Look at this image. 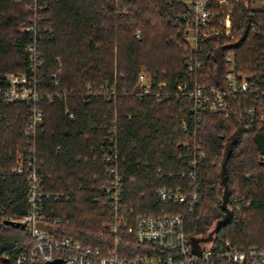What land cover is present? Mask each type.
<instances>
[{"label": "trees", "instance_id": "trees-1", "mask_svg": "<svg viewBox=\"0 0 264 264\" xmlns=\"http://www.w3.org/2000/svg\"><path fill=\"white\" fill-rule=\"evenodd\" d=\"M45 1L38 25L41 90L66 91L67 96L43 101L44 123L34 143L24 134L28 105L0 101V264H17L33 243L26 227L5 223L29 210L28 173L15 174L13 168L31 155L38 160L44 188L70 196L45 201L49 222L40 225L58 238L71 236L85 245L101 247L109 241L101 236V224L110 216L101 189L107 178L105 156L113 145L131 218L183 214L187 233L204 239L224 211L221 170L232 144L227 164L232 217L214 235L216 241L228 238L240 246L264 248V130H245L236 109L229 117L203 113L198 120L187 96L139 95L140 72L156 83L165 81L169 89L185 75L181 16L186 6L179 0ZM233 1V37L205 42L198 54L213 84L223 82L228 51L235 53L239 69L262 75L264 8L253 7L251 0ZM28 19L25 3L0 0V75L28 71L26 47L33 42L24 29ZM58 60L63 70L56 88L50 73ZM107 84H116V99L88 93V85ZM194 153L204 154L197 170L198 203L190 210L187 201H160L159 189L188 187L183 171ZM55 218L61 222L54 224ZM131 242L122 243L120 253L143 255V248Z\"/></svg>", "mask_w": 264, "mask_h": 264}, {"label": "built area", "instance_id": "built-area-1", "mask_svg": "<svg viewBox=\"0 0 264 264\" xmlns=\"http://www.w3.org/2000/svg\"><path fill=\"white\" fill-rule=\"evenodd\" d=\"M187 8L181 16L184 21L182 39L186 43L184 50L185 75L178 80L173 89L168 83L155 82L146 72L138 76L139 95H152L156 99L163 96L180 98L187 96L192 101L191 111L198 114H223L227 117L234 110L245 130H264V61L259 62L262 75L244 72L238 68L233 51L224 54L227 69L223 82L213 84L207 80V64L198 58L204 51L203 44L208 41L233 37L232 15L233 0H179ZM252 6L264 8V0H251ZM25 3L29 19L24 25L33 42L27 45L29 56L27 72H6L0 75V101L6 103H26L29 115L24 134L30 142H35L40 127L44 123V100L53 101L66 98V91H42L41 70L44 60L38 48V25L43 22L45 0H19ZM255 28V24H251ZM47 28L44 27V30ZM62 63L58 60L57 68L50 73L51 82L60 86L59 75ZM89 94H99L105 98L116 99V84L94 88L87 86ZM237 104V105H236ZM2 115L0 113V121ZM183 130H186L184 123ZM114 143V142H113ZM189 148V145H185ZM118 149L113 145L111 153H106L105 170L107 178L102 186L105 202L110 207L109 219L103 223L101 236L109 238L103 246L85 245L71 236L58 238L41 222L48 224L44 212L45 201L68 200L65 192L48 191L43 186L44 176L39 172V163L34 155L18 159L13 168L15 174L28 173L29 188L27 201L28 212L16 221L26 224L33 243L18 258L17 264H40L47 260L62 258L71 264H264V248L256 245L240 246L231 239L216 236L209 241L200 240L193 245V236L185 228L183 214H138L131 218L123 201V179L120 175ZM203 153H194L188 160V168L183 175L188 178L186 188H161L157 191L160 201L188 202V208L198 203L199 183L197 170ZM264 157V155H263ZM238 208V206H237ZM54 224L61 222L54 219ZM53 225V224H52ZM197 237V236H196ZM143 248V255L128 257L120 253L122 243H132Z\"/></svg>", "mask_w": 264, "mask_h": 264}, {"label": "water", "instance_id": "water-1", "mask_svg": "<svg viewBox=\"0 0 264 264\" xmlns=\"http://www.w3.org/2000/svg\"><path fill=\"white\" fill-rule=\"evenodd\" d=\"M231 150H232V144H229L228 148H227V154H226L225 159L223 161L222 170H221V174L223 177L222 183L224 185V196H223V207H224V212H225L224 218H223V220L218 221V223L215 225V228L209 233V235L206 238L198 239L197 237H193L192 242H193V245L195 247L198 246V242L200 240H211L213 238V235L216 232H218L223 225H226L232 217V212H231L230 208L228 207V202L230 199V193L228 191V181H227L228 180V177H227L228 166H227V164H228V159H229ZM5 223L15 225L16 227H22V228L26 227L25 223H22L20 221H15V220H5ZM40 264H71V263L66 262L62 258H55L53 260H47V261L42 262Z\"/></svg>", "mask_w": 264, "mask_h": 264}, {"label": "flooded vegetation", "instance_id": "flooded-vegetation-1", "mask_svg": "<svg viewBox=\"0 0 264 264\" xmlns=\"http://www.w3.org/2000/svg\"><path fill=\"white\" fill-rule=\"evenodd\" d=\"M224 214H225L224 211H221V212H220V217H219V219L217 220L216 224L218 223L219 220H223V218H224Z\"/></svg>", "mask_w": 264, "mask_h": 264}, {"label": "rangeland", "instance_id": "rangeland-1", "mask_svg": "<svg viewBox=\"0 0 264 264\" xmlns=\"http://www.w3.org/2000/svg\"><path fill=\"white\" fill-rule=\"evenodd\" d=\"M234 3H235V2H234ZM234 5H235V4H234ZM248 73H249V72H248ZM214 224H215V223H213V225H211L210 230L214 227ZM101 227H102V224H101ZM101 227H100V229H101ZM210 230H209V231H210Z\"/></svg>", "mask_w": 264, "mask_h": 264}]
</instances>
